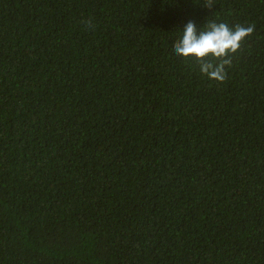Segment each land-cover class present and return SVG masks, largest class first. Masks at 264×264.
<instances>
[{"label":"trees","instance_id":"1","mask_svg":"<svg viewBox=\"0 0 264 264\" xmlns=\"http://www.w3.org/2000/svg\"><path fill=\"white\" fill-rule=\"evenodd\" d=\"M204 3L0 0V264H264V0Z\"/></svg>","mask_w":264,"mask_h":264},{"label":"clouds","instance_id":"2","mask_svg":"<svg viewBox=\"0 0 264 264\" xmlns=\"http://www.w3.org/2000/svg\"><path fill=\"white\" fill-rule=\"evenodd\" d=\"M203 6L211 10L215 6L214 0H205ZM84 23L90 29L95 27L91 19ZM253 31L254 26L236 25L233 29L216 21H207L198 28L195 22L188 21L173 49L177 56L198 62L199 71L210 80L222 83L226 79V67L232 64V56Z\"/></svg>","mask_w":264,"mask_h":264}]
</instances>
